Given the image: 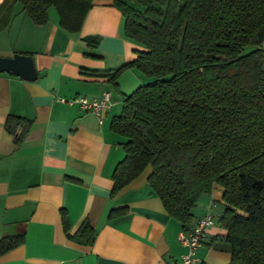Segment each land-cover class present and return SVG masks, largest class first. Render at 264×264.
I'll return each mask as SVG.
<instances>
[{
  "label": "crops",
  "instance_id": "obj_1",
  "mask_svg": "<svg viewBox=\"0 0 264 264\" xmlns=\"http://www.w3.org/2000/svg\"><path fill=\"white\" fill-rule=\"evenodd\" d=\"M119 1L144 10L133 0ZM6 2L0 0V57L32 56L46 76L29 82L0 75V239L25 238L0 264H181L187 252L179 241L182 226L148 185L151 167L112 196L125 140L112 132L111 122L121 113L122 95L145 86L146 76L130 69L113 84L108 75L146 49L125 36L112 0H94L77 34L62 30L51 10L49 23L39 27L21 5ZM10 11L13 18L3 29ZM105 92L114 106L101 123L78 105L59 102ZM10 116L32 122L20 146L6 131ZM224 209L223 188L215 185L193 211L187 228L206 215L215 221L198 250L200 264H230L227 231L219 223ZM113 210L121 213L110 218ZM86 221L96 232L92 245L70 239Z\"/></svg>",
  "mask_w": 264,
  "mask_h": 264
},
{
  "label": "trees",
  "instance_id": "obj_2",
  "mask_svg": "<svg viewBox=\"0 0 264 264\" xmlns=\"http://www.w3.org/2000/svg\"><path fill=\"white\" fill-rule=\"evenodd\" d=\"M112 1L125 36L146 51L109 74V82L130 69L156 79L122 95L121 113L111 122L125 140L112 196L151 167L148 185L188 231L199 200L218 185L230 264H264V0H133L143 11ZM10 2L39 27L55 9L59 27L77 34L94 0ZM12 18L10 11L3 29ZM5 127L20 146L32 122L10 116ZM62 220L67 232L65 213ZM24 239H0V257ZM70 239L92 245L96 232L86 221Z\"/></svg>",
  "mask_w": 264,
  "mask_h": 264
},
{
  "label": "built area",
  "instance_id": "obj_3",
  "mask_svg": "<svg viewBox=\"0 0 264 264\" xmlns=\"http://www.w3.org/2000/svg\"><path fill=\"white\" fill-rule=\"evenodd\" d=\"M60 103L68 106L78 105L82 110L94 114L98 120L102 121L104 116L112 109L114 102L111 94L105 92L100 98L87 99L78 97L74 99H60ZM215 224L211 215L201 218L198 223L188 231H182L179 234V241L187 249L186 254L182 257L181 264H200L197 257L198 250L202 247L207 232Z\"/></svg>",
  "mask_w": 264,
  "mask_h": 264
},
{
  "label": "water",
  "instance_id": "obj_4",
  "mask_svg": "<svg viewBox=\"0 0 264 264\" xmlns=\"http://www.w3.org/2000/svg\"><path fill=\"white\" fill-rule=\"evenodd\" d=\"M8 74L25 81L35 82L46 76V71L36 69L32 56L15 54L13 57H0V75Z\"/></svg>",
  "mask_w": 264,
  "mask_h": 264
},
{
  "label": "rangeland",
  "instance_id": "obj_5",
  "mask_svg": "<svg viewBox=\"0 0 264 264\" xmlns=\"http://www.w3.org/2000/svg\"><path fill=\"white\" fill-rule=\"evenodd\" d=\"M51 11H52L53 14L56 15V11H55V9H51ZM249 51H251V48H246V49H245V53H247V52H249ZM166 79H167V78H166ZM145 80H146V85L149 84V83H152V82L156 81V79H154V78H148V77H145Z\"/></svg>",
  "mask_w": 264,
  "mask_h": 264
}]
</instances>
